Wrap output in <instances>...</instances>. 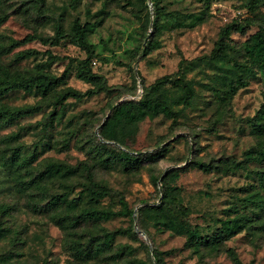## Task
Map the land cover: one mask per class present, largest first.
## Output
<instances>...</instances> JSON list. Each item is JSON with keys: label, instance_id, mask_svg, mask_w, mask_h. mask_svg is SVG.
Returning a JSON list of instances; mask_svg holds the SVG:
<instances>
[{"label": "rangeland", "instance_id": "rangeland-1", "mask_svg": "<svg viewBox=\"0 0 264 264\" xmlns=\"http://www.w3.org/2000/svg\"><path fill=\"white\" fill-rule=\"evenodd\" d=\"M147 3L152 12L150 1ZM31 5L30 0H0V15H7L0 25L3 41L27 34L53 37L57 25L68 33L75 19L81 24L89 22L93 24L87 36L93 47L91 69L105 78L108 88L80 100L69 97L61 103L54 94L41 97L35 91L21 89L0 97V103L11 107L40 105V110L0 126V155L10 157L14 148H18L19 158L36 155L18 172L0 157L3 264H67L72 259L64 231L53 222L54 210L48 209L45 201L50 191L66 193L68 199L84 192V165L91 168L96 181L108 188L101 204L120 209L122 195L134 210L133 222L127 216L100 221L109 231L134 225L136 235H116L112 248L118 243L127 244L132 249L130 257L148 262H155V251L161 264H234L227 251L232 249L241 264H264V235L255 230L257 221L264 216V205L242 204L252 192L264 196V160H250L245 155L252 147L264 146V133L254 126L264 123V71L253 68L244 76L246 84L230 94L226 84L234 73L229 64L196 60L210 54L220 29L233 19L252 23L245 33L231 34V42L240 47L257 30L264 8L251 14L238 0H210L207 8L200 0H164L161 6L165 11L159 22L169 23L173 12L203 13V19L192 27L165 26L153 35L158 46L141 55L137 46L148 41L152 23H146V9L138 0H43L38 9ZM27 48L39 54L14 62L13 54ZM49 52L53 56L47 66L49 71L59 76L68 69L65 83L58 90L72 87L85 91L92 87L76 76L77 61L87 57L86 50L67 38H60L56 44L35 38L1 56L0 61L11 71L26 74L37 63L48 60ZM162 76L168 80L158 94L173 116H147L126 137L130 150L158 153L157 156L133 168L103 166L96 145L100 126L111 113L110 105L139 100L143 93L141 79L148 86ZM186 96L188 102H177ZM11 135L8 140H12L3 142ZM114 146L109 143L107 148L114 150ZM49 160L80 168L75 174L57 175L47 181L43 193L35 188L23 190L19 180L36 177ZM194 160L212 168L199 169L192 164ZM168 170L177 173L170 183L181 189L178 204L187 208L185 219L192 226H200L202 236L215 231L220 225L218 219L237 213L253 219L251 231L228 234L214 249L205 244L194 247L186 234L155 224L152 215L140 209L160 199L161 183L158 180L155 186L150 175L161 179ZM259 170L262 175L257 174ZM86 203L87 195L83 193L82 204ZM89 230L94 227L90 225Z\"/></svg>", "mask_w": 264, "mask_h": 264}, {"label": "trees", "instance_id": "trees-1", "mask_svg": "<svg viewBox=\"0 0 264 264\" xmlns=\"http://www.w3.org/2000/svg\"><path fill=\"white\" fill-rule=\"evenodd\" d=\"M141 7L146 9V23H152V31L149 32L147 42H141L137 46V51L141 55H145L151 48L157 47L158 44L153 35L157 34L165 26L169 29L192 27L197 21L203 19V13L191 14L173 12L174 15L169 23L160 21L161 14L165 8L161 6L164 0H138ZM148 1L152 6V12L149 10ZM204 1V5H209L210 0ZM243 7L251 14H256L261 8H264V0H238ZM31 8L38 9L43 0H30ZM7 15H0V25L6 20ZM186 18H189L186 21ZM257 30L249 35L244 43L237 47L231 42L232 33H245L251 21L233 19L223 26L218 35V39L214 42L210 54L198 57L196 60L201 62L215 61L224 62L233 69L234 78L227 82V88L230 94L236 91L238 87L244 86L246 81L244 76L248 72H252L253 68L264 71V14L259 17ZM252 24V23H251ZM91 23L84 22L81 24L78 19H75L71 25L70 31L65 33L59 25L55 28L53 37H42L27 34L22 38H8L7 43L3 41L5 38L0 34V57L10 53L14 48L21 46L35 38H38L44 43L56 44L60 38H67L71 43L78 45L86 50L87 57L77 61L76 76L89 83L92 87L85 91H80L72 87H63L58 90V87L64 85L65 75L68 69L57 76L47 69L49 59L53 58L52 54L48 53V60L39 62L28 73L23 74L20 71H11L9 66L0 61V97L11 90L21 89L26 92L35 91L41 97H47L54 94L57 101L61 103L63 100L71 97L77 100L83 99L85 96L97 93L100 90L107 89L105 78L95 73L91 69L93 47L87 41V36L92 28ZM39 54V51L33 48L21 49L13 54V61L19 62ZM242 60L240 61V59ZM182 60V59H181ZM140 77V73H138ZM168 80L167 76H162L156 79L152 84L146 86L142 82L143 93L139 100H127L118 105L111 104V113L102 122L99 129V138L96 145L98 160L103 166L119 164L124 168H133L138 166L145 160L157 156L158 153L151 152H134L126 147V137L130 135L133 127L145 117H153L159 114L165 116H173L172 111L160 97L159 90ZM214 90H217L214 88ZM188 102V96L181 97L177 102ZM40 110L38 104H26L19 106H8L0 103V126L13 123L15 120L30 115ZM261 114L264 116V103L261 107ZM255 129L264 133V123L254 124ZM11 136L4 138L3 142H9ZM113 143L114 150H109L107 145ZM248 159L256 161L264 160V146L252 147L245 153ZM0 157L4 162L14 169L15 172L32 162L36 158L34 153L25 155L19 158L18 148H14L10 157L6 158L3 155ZM192 164L199 169L209 171L212 167L210 164L194 160ZM65 164L56 160H49L40 170L36 177L30 178L27 181L19 180V185L23 190L35 188L38 192L46 191V182L53 179L55 176H68L78 172L79 167ZM86 172L87 183H84L82 191L77 196L68 199L66 193L50 191L48 192L45 205L48 209L54 210L52 215L53 222L64 231V240L70 257L67 264H161V259L154 251V261L130 257L132 249L129 245L118 243L115 248H112L116 235L135 236L136 231L134 225L127 228H117L109 231L106 227L100 224L102 220H109L118 216H127L133 222L134 210L129 207L124 196H119L120 209H113L110 206L101 204L100 199L108 194L106 185L96 181L91 171V168L84 165ZM257 174H263L261 170ZM177 176L175 170H168L166 174L159 179L158 176L150 175L151 181L157 186L158 180L161 183V195L157 203L145 206L140 211L147 212L152 215L155 224L162 228L172 229L173 231L184 233L187 236L189 243L194 247H199L201 244L211 246L218 249L224 237L228 234H233L242 229L251 231L253 219L243 213H237L233 217L218 219L215 231L210 235L202 236L200 226H192L186 219L187 208L182 204H178V194L180 187L170 183ZM86 193L87 203L82 204V194ZM252 202L258 207L264 205V196L257 192H252L249 196L243 199L242 204ZM93 226L94 230L90 231L89 227ZM263 232L264 235V216L257 221L256 229ZM1 232V231H0ZM259 234V233H257ZM87 235V236H86ZM85 236L86 238H83ZM146 246V245H145ZM147 247V246H146ZM229 256L234 264H241L236 254L232 249H227ZM0 264L3 261L0 260Z\"/></svg>", "mask_w": 264, "mask_h": 264}]
</instances>
